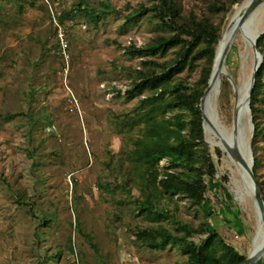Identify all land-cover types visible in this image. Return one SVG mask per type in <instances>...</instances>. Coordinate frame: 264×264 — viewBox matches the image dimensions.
Masks as SVG:
<instances>
[{
    "label": "rangeland",
    "instance_id": "rangeland-1",
    "mask_svg": "<svg viewBox=\"0 0 264 264\" xmlns=\"http://www.w3.org/2000/svg\"><path fill=\"white\" fill-rule=\"evenodd\" d=\"M79 2L92 8L63 23L60 15ZM212 2L224 8L216 10ZM143 4L152 0H0V264H69L75 248L81 264L188 263L181 246H140L132 233L161 222L172 227L170 220L139 213L136 200L143 198L141 184L147 180L130 158L141 130L126 125V119L150 91L136 96L127 91L143 60L154 57L130 46L168 34L151 13L137 15ZM180 5L185 14L215 23L228 21L234 12H229L231 0H180ZM56 20L66 29L67 45L58 41ZM241 36L232 48L238 65ZM176 49L155 57H175ZM206 64L204 58L187 63L175 81L197 85ZM235 98L222 101V120L229 128ZM180 111L190 118L188 108L177 107ZM257 142V170L264 179V133ZM212 152L215 177L208 197L210 209L218 210L214 218L207 219L180 194H164L157 205L196 227L208 220L249 255L255 209L249 205L251 220L229 187L233 178L223 154Z\"/></svg>",
    "mask_w": 264,
    "mask_h": 264
},
{
    "label": "trees",
    "instance_id": "trees-1",
    "mask_svg": "<svg viewBox=\"0 0 264 264\" xmlns=\"http://www.w3.org/2000/svg\"><path fill=\"white\" fill-rule=\"evenodd\" d=\"M243 1L245 0H231L229 12H233ZM212 6L216 10L224 8L217 2H212ZM90 8L92 5L88 3H75L72 9L60 15L61 21L65 23L67 19L74 18L79 13H87ZM148 13L157 18L160 28L168 34L160 35L146 45L130 46L133 52L154 57L143 60V68L136 71L133 85L127 91L132 96L146 90L150 93L141 99L134 112L128 116L126 125L139 127L141 130L140 135L134 138V146L130 152L135 167L142 170L147 180V183L143 181L141 184L143 198L136 200L139 213L152 220H170L172 227L161 222L157 226L133 228L135 242L152 249H165L170 245L181 246L188 257L187 264H244L249 255L241 253L217 227L209 225L208 220L196 227L179 218L172 210L157 205L158 199L164 194L172 198L180 194L198 206L207 219L218 214V210L210 209L213 201L208 197L212 185L210 179L215 177L212 170L215 160L205 137L201 101L209 85L218 45L228 21L215 23L210 17H198L194 12L185 14L180 0H152V4H143L137 11L139 16ZM99 16L97 14L98 19ZM258 44L264 55V34L258 39ZM171 48H177L175 57L163 61L155 57ZM198 58L207 61L201 82L189 86L182 80L175 81V75L183 70L187 63L193 65ZM229 61L230 67L233 66L234 70L238 68V60H235L233 51ZM222 85L221 109L224 108L222 101L225 102L230 95H235L233 84L228 78L223 79ZM232 102L228 111L231 123L235 100ZM177 107L188 108L190 118L188 119L184 112H176ZM251 107L256 125L255 168L264 189V179L257 170L260 162L257 141L264 133V59L257 72ZM215 151L220 156L224 155L218 146ZM163 160H166V164L161 167ZM116 219L121 221L122 216L116 213ZM198 235H203L200 241L194 238ZM85 236L93 248L100 252L93 237L89 234Z\"/></svg>",
    "mask_w": 264,
    "mask_h": 264
},
{
    "label": "bare ground",
    "instance_id": "bare-ground-1",
    "mask_svg": "<svg viewBox=\"0 0 264 264\" xmlns=\"http://www.w3.org/2000/svg\"><path fill=\"white\" fill-rule=\"evenodd\" d=\"M240 3L235 10L241 6ZM234 10V11H235ZM242 15L236 21V26L238 29L232 38V47L229 52L232 51L233 44L237 37L241 33V44L243 50H240L241 60L239 61L238 68L235 70L230 69L229 56L227 62L220 73L217 75L215 72L214 80L212 81V86L206 97V114H207V138L210 144H212V149L216 147V144L221 136H223L227 143H238L244 149L247 155L250 153V143L248 139H243L241 136L234 135L228 125L224 123L221 115V94L223 87V79L228 78L234 87L235 95L239 99L247 100L249 91L252 84L253 66L256 61H261V55H255L253 53L252 41L256 39L259 33L264 29V0H257L254 2L250 13L248 14L245 21L242 22ZM243 39L245 42H243ZM239 56L238 51L236 52ZM237 59V56L235 57ZM252 60L251 68L249 69ZM240 69L242 72L240 73ZM239 70V71H238ZM247 102L244 103L243 108L246 109ZM223 159L230 167L232 173L233 185L229 186L233 193L235 194L237 200L243 206V209L249 214L250 219L252 218V212L249 205H253L256 213V217L253 219V230L250 233L252 239V245L258 246L264 242V222L261 218V211L258 206V199L255 192V188L247 177L243 176L232 157H230L226 152H224ZM252 220V219H251ZM262 260L264 262V253L262 255Z\"/></svg>",
    "mask_w": 264,
    "mask_h": 264
},
{
    "label": "water",
    "instance_id": "water-1",
    "mask_svg": "<svg viewBox=\"0 0 264 264\" xmlns=\"http://www.w3.org/2000/svg\"><path fill=\"white\" fill-rule=\"evenodd\" d=\"M257 0H245L242 2L241 6L238 7L230 16L226 27L224 29L223 35L221 37L220 43L218 45L217 49V55L215 60V65L213 68V72L209 81V85L207 89L205 90V95L202 97L201 101V109H202V116H203V124H204V130H205V137L206 140L209 142V139L207 138V114H206V97L209 93L212 81L214 80L215 72L217 75H220L222 72L228 56L230 49L232 47V38L235 35L238 26H236V21L239 18L240 15H242L241 24L243 21L246 20L248 14L251 11V8ZM264 34V29L259 33L258 37L252 41V47L255 55H261L262 60L256 61L253 66V75H252V84L249 91V95L247 100L239 99L237 96L235 99V105L233 109V116H232V124H231V132L234 135L241 136L243 139H248L250 143V155L248 156L245 152V149L239 145L237 142L235 143H227L226 139L221 136L218 140L216 147L218 146L223 153L226 152L232 159L234 160L236 167L240 171V173L250 179L252 182L255 192L258 199V206L259 210L261 211V218L264 222V189L260 183V180L257 176L255 164H256V157L254 152V137H255V130L256 125L254 121V114L251 107L252 102V95L253 90L256 84L257 79V72L260 69L264 55L259 47L258 39L260 36ZM216 76V75H215ZM247 102L246 109L243 108L244 103ZM210 144V142H209ZM210 147H212V144H210ZM264 253V242L259 244L258 246H253V249L251 253L249 254L247 260L244 262V264H257L261 259L262 255Z\"/></svg>",
    "mask_w": 264,
    "mask_h": 264
},
{
    "label": "built area",
    "instance_id": "built-area-1",
    "mask_svg": "<svg viewBox=\"0 0 264 264\" xmlns=\"http://www.w3.org/2000/svg\"><path fill=\"white\" fill-rule=\"evenodd\" d=\"M56 22H58L56 20ZM57 35H58V41L59 43H65V35H66V29L64 28L62 23H57ZM66 44V43H65ZM67 45V44H66ZM69 264H81V257L80 252L75 248L73 256L69 262Z\"/></svg>",
    "mask_w": 264,
    "mask_h": 264
}]
</instances>
